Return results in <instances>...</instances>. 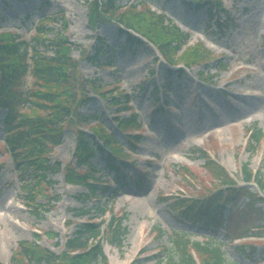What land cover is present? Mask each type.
Here are the masks:
<instances>
[{
  "label": "rangeland",
  "instance_id": "obj_1",
  "mask_svg": "<svg viewBox=\"0 0 264 264\" xmlns=\"http://www.w3.org/2000/svg\"><path fill=\"white\" fill-rule=\"evenodd\" d=\"M87 1L92 2L0 0V33L18 32L25 40L34 36L33 26L47 18L58 19L46 23L50 30L47 39L61 34L65 18L69 29L65 36L75 44L73 57L80 62V80L101 86V92L108 95V99H101L89 83H84L83 94L90 101L79 113L89 122H76L66 131L64 144L51 149L50 161H60L62 169L49 174L47 184L42 186L46 195L38 197L36 208L25 203L24 186L33 181L31 173L22 172V163L7 152L5 133H0V262L10 263L18 244L25 241L38 242L60 253L67 250L66 238L78 231V224L104 222L105 228L113 216L126 214L128 236L124 248L120 251L103 241L110 264H157L159 257L171 251V238L179 233L187 235L190 242L214 240L222 245L229 264H264V203L256 205L259 211L244 222L228 224L227 231L194 225L173 208L178 198L198 201L222 187L206 170L200 149L210 151L240 185L243 165L250 164L252 170L264 175V141L254 155L250 152L253 145L250 148L248 142L251 129L261 130L264 135V0H223L224 12H218L214 19L207 8L188 6L181 0H118L123 12L134 6L157 14L163 11L167 21L178 24L190 35L192 47L203 43L207 64L190 68L180 62V56L174 59L175 65H168L146 42L131 46L120 35L122 27L116 22L93 29ZM27 14L31 20L23 19ZM216 21L226 23L227 28H210ZM48 45L40 43L38 52L51 56L53 51ZM96 47L107 52L92 63L87 57L96 56ZM106 62L112 65L105 66ZM152 71L154 76L150 77ZM254 83L260 88H251ZM26 85L35 87L32 77ZM155 85L166 93L156 95ZM250 94L259 98L257 105L249 109L246 100ZM111 96L118 97L120 104L115 105ZM125 96L132 98L130 111L123 109L128 100ZM157 101L160 102L156 105ZM164 101L169 108L163 107ZM132 113L137 115L140 128L135 126L126 132L119 129L118 120L130 119ZM3 115L0 112V118ZM98 126L115 133L118 142L127 146L121 155L126 154L129 162L127 168L122 166L124 180L120 184L114 174L99 172L106 167L111 153L99 139L103 152L92 158L90 166L98 172L96 178L108 181L112 188L97 189L88 199L85 186L65 182L64 168L71 165L77 172L88 171L75 159V133L80 127L89 134V129ZM0 127L4 129L3 125ZM250 191L258 192V188L253 185ZM57 196L61 202L55 204ZM66 220L69 223L64 226ZM248 227L261 228V237L250 231V236L233 243ZM37 234L39 238L35 237Z\"/></svg>",
  "mask_w": 264,
  "mask_h": 264
},
{
  "label": "trees",
  "instance_id": "obj_2",
  "mask_svg": "<svg viewBox=\"0 0 264 264\" xmlns=\"http://www.w3.org/2000/svg\"><path fill=\"white\" fill-rule=\"evenodd\" d=\"M189 2L196 3L199 9L207 8L211 18L216 11H222L223 7L222 0ZM86 4L89 25L93 29H98L104 23L116 22L122 26L120 35L126 37L127 43L138 46L144 43L141 38L144 39L171 66L175 64L174 59L177 56H180V62L188 68L208 62L203 45L188 47L189 36L172 21H167L165 16L155 14L149 9L139 10L137 6L123 12L118 0H93ZM55 20L47 18L39 21L35 29L36 35L31 41H25L18 34L0 35V111L4 112L3 118H0V125L4 129L0 128V133H5L4 141L8 152L17 162L22 163V172L31 173L33 181L24 186L27 200L25 203L30 208L38 207L35 205L36 200L40 195H45L42 186L47 184L49 174H56L62 169L60 163L50 161L48 155L51 149L64 144L66 131L76 125V122L88 121L79 113V109L88 99L83 94L84 83L78 72L80 63L73 58L75 44L65 36L69 30L65 18L62 33L47 39L50 30L46 29V23ZM45 42L49 43L48 47L53 51L51 57L38 52L37 46ZM96 49L104 54L107 52L101 47ZM108 64L111 65L110 62ZM30 77L35 80V87L32 89L26 85V80ZM93 88L101 99H108L106 93L100 92L101 86ZM125 97L128 100L124 102L126 104L123 109L128 111L130 99ZM117 99L118 97L111 96L115 105L120 104ZM118 123L119 128L126 131L136 123V117L132 116L130 120H121ZM90 132L91 136L79 131L76 133L80 164L90 166L92 158L99 151L102 152L99 139L109 150L121 154V145L118 144L115 133L108 132L104 126L93 128ZM250 140V148L253 145L250 152L254 155L263 143V131L255 129ZM199 152L205 159L207 171L224 187L217 189L200 203L190 204V200L179 199L173 205L174 210L180 212L184 220L204 224L213 230L226 231L228 224L237 225L236 223L244 222L249 216L255 215L259 211L256 205L264 203V200L253 194L248 184L255 182L264 192V175L259 171L255 173L250 164L244 165L241 171L244 185L241 187L230 180L223 168L212 161L208 154L202 150ZM106 170L116 172L118 180L123 178L114 161L109 163L104 171ZM65 171L66 182L86 185L90 196L97 193L94 187L89 186L90 179H95L94 174L97 172L94 168L90 166L89 172L81 174L69 165ZM60 200L58 197L56 202ZM125 216L126 214L120 218L113 216L105 230L103 224L81 225L69 243V247L76 253L71 257L64 253L57 255L38 242L27 241L19 243L11 264H108L102 242L104 240L112 247L123 249L128 236L124 226ZM250 229L251 227L245 228L242 235ZM171 243V251L159 257L157 264H229L222 245L214 240L190 242L187 235L179 233L171 238ZM191 249L197 254L198 263L190 253Z\"/></svg>",
  "mask_w": 264,
  "mask_h": 264
},
{
  "label": "bare ground",
  "instance_id": "obj_3",
  "mask_svg": "<svg viewBox=\"0 0 264 264\" xmlns=\"http://www.w3.org/2000/svg\"><path fill=\"white\" fill-rule=\"evenodd\" d=\"M250 87H251V88H255V87H256V88H260L259 85H258L257 83L251 84ZM253 96H254V95L250 94V95L247 97V100H246V101L248 102V103L246 104V107L249 108V109H250V108H253L255 105H257V104H256V100H257V97L259 98V95H257L256 98L253 97ZM251 97H252V98H251Z\"/></svg>",
  "mask_w": 264,
  "mask_h": 264
}]
</instances>
